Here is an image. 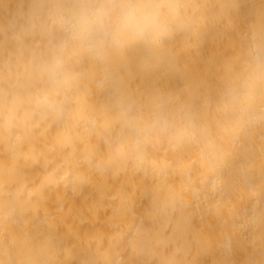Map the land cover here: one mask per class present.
<instances>
[{
  "label": "clouds",
  "instance_id": "1",
  "mask_svg": "<svg viewBox=\"0 0 264 264\" xmlns=\"http://www.w3.org/2000/svg\"><path fill=\"white\" fill-rule=\"evenodd\" d=\"M0 264H264V0H0Z\"/></svg>",
  "mask_w": 264,
  "mask_h": 264
}]
</instances>
